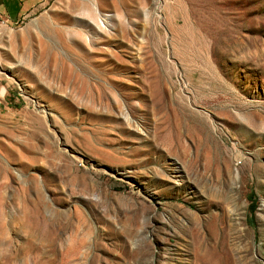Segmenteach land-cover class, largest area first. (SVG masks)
<instances>
[{
	"label": "rangeland",
	"instance_id": "1",
	"mask_svg": "<svg viewBox=\"0 0 264 264\" xmlns=\"http://www.w3.org/2000/svg\"><path fill=\"white\" fill-rule=\"evenodd\" d=\"M0 84V264H264V0H41Z\"/></svg>",
	"mask_w": 264,
	"mask_h": 264
},
{
	"label": "crops",
	"instance_id": "2",
	"mask_svg": "<svg viewBox=\"0 0 264 264\" xmlns=\"http://www.w3.org/2000/svg\"><path fill=\"white\" fill-rule=\"evenodd\" d=\"M41 0H0V21L5 26H15L33 12Z\"/></svg>",
	"mask_w": 264,
	"mask_h": 264
},
{
	"label": "built area",
	"instance_id": "3",
	"mask_svg": "<svg viewBox=\"0 0 264 264\" xmlns=\"http://www.w3.org/2000/svg\"><path fill=\"white\" fill-rule=\"evenodd\" d=\"M169 2L173 1V0H167ZM0 24L5 26L4 22L0 21ZM6 96V89L2 87V85L0 84V105L4 103V98Z\"/></svg>",
	"mask_w": 264,
	"mask_h": 264
},
{
	"label": "trees",
	"instance_id": "4",
	"mask_svg": "<svg viewBox=\"0 0 264 264\" xmlns=\"http://www.w3.org/2000/svg\"><path fill=\"white\" fill-rule=\"evenodd\" d=\"M248 209H249V213H251L252 212V207L249 206Z\"/></svg>",
	"mask_w": 264,
	"mask_h": 264
}]
</instances>
